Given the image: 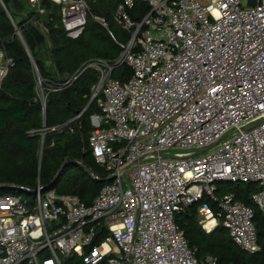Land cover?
Returning a JSON list of instances; mask_svg holds the SVG:
<instances>
[{
	"label": "built area",
	"instance_id": "1",
	"mask_svg": "<svg viewBox=\"0 0 264 264\" xmlns=\"http://www.w3.org/2000/svg\"><path fill=\"white\" fill-rule=\"evenodd\" d=\"M52 1L77 37L86 1ZM140 1L150 7L140 19L130 14L137 0L114 10L130 34L120 57L86 65L98 71L101 110L89 144L111 179L91 203L53 188L1 193L0 264H216L196 256L177 223L191 205L206 232L221 224L244 251L260 250L254 208L218 183H256L264 213V0ZM123 63L126 81L113 77ZM10 64L0 51V85Z\"/></svg>",
	"mask_w": 264,
	"mask_h": 264
},
{
	"label": "trees",
	"instance_id": "2",
	"mask_svg": "<svg viewBox=\"0 0 264 264\" xmlns=\"http://www.w3.org/2000/svg\"><path fill=\"white\" fill-rule=\"evenodd\" d=\"M85 1L86 25L72 37L62 23L60 4L41 0L44 12L35 10L25 15V0H0V51L11 62L0 85V184L30 192L47 186L66 163L52 188L91 203L108 173L96 163L89 144L94 128L91 116L101 110L97 107L99 98L88 105L98 71L86 65L95 59L117 60L122 52L119 42L126 43L130 34L113 19L122 0ZM149 10L147 3L137 0L130 14L140 19ZM98 18L105 19L108 28ZM132 73L123 63L114 69L113 77L126 81ZM74 75L77 78L70 85L60 87ZM39 84L46 94L44 104L37 94ZM257 189L256 183L218 185L219 193L234 192L254 208L260 250L255 254L244 251L221 224L206 232L196 217L197 205H191L177 216V223L197 257L211 256L216 264H264V213L251 199ZM8 192L14 191L0 187V194ZM66 264L82 262L68 258Z\"/></svg>",
	"mask_w": 264,
	"mask_h": 264
},
{
	"label": "water",
	"instance_id": "3",
	"mask_svg": "<svg viewBox=\"0 0 264 264\" xmlns=\"http://www.w3.org/2000/svg\"><path fill=\"white\" fill-rule=\"evenodd\" d=\"M252 1H253V3H252L253 5L256 4V3H255V0H252ZM248 3H249V2H248ZM244 4H247V1H246ZM94 99H95V97H93V98L90 100V102H89L88 105H90ZM258 123H259V121H256V122H254V123H251V124H249V125H246V126L242 127V130L250 129V128H252L254 125L258 124ZM228 137H229V136L224 137V138L221 139L219 142H221V141L227 139ZM219 142H217V143H219ZM208 148H210V147H207V148L203 149L202 151L207 150ZM202 151H199V153H201ZM162 156H163V157H172V156L167 155V154H162ZM80 164L85 168V170H86V171H87L92 177H95L94 174H93L89 169H87L82 163H80ZM65 166H66V163H65L64 165H62V167H61V169L59 170V172L55 175V177L53 178V180H52L47 186H45V187H39V186H38V187H36V189H34L33 191H30V192H37L38 189H39L40 191H46V190L51 189L52 186L54 185V183H55V182L58 180V178L60 177L62 171H63L64 168H65ZM109 179H111V177L107 176V177L104 178L103 180L106 181V180H109ZM5 186H6V187H10L14 192L19 191V190H23V189H21V188H19V187H17V186H9V185L0 184V187H5ZM23 191H25V190H23Z\"/></svg>",
	"mask_w": 264,
	"mask_h": 264
},
{
	"label": "rangeland",
	"instance_id": "4",
	"mask_svg": "<svg viewBox=\"0 0 264 264\" xmlns=\"http://www.w3.org/2000/svg\"><path fill=\"white\" fill-rule=\"evenodd\" d=\"M25 5H26V14L25 15H28V13H32L33 11H35V10H37V6L36 5H33V4H31L30 2H29V0H25ZM41 31L42 32H46V30H45V28L44 27H41ZM43 60L46 62V65L47 66H49V62L47 61V56L46 55H44L43 56ZM37 94H38V96H39V98H40V100L42 101V103L44 104L45 103V100H46V94H44V89H43V87H41L40 86V84H39V86L37 87ZM95 94H93L92 93V98L93 97H95L94 96ZM98 96V95H97ZM95 97V99H98V98H100V96H98V97ZM94 99V100H95ZM93 100V101H94ZM97 107L99 108V100H98V102H97ZM100 114V112H96V113H94L93 114V116L94 115H99ZM93 123V122H92ZM42 144H41V146H42V149H41V152H42V150H43V148H44V140L41 142ZM169 152L170 153H175L176 152V150L175 149H171V150H169ZM229 183H231V182H219L218 183V185H223V186H225V185H227V184H229ZM16 192H19V193H22L24 196H32L34 193H30V192H27V191H16Z\"/></svg>",
	"mask_w": 264,
	"mask_h": 264
},
{
	"label": "crops",
	"instance_id": "5",
	"mask_svg": "<svg viewBox=\"0 0 264 264\" xmlns=\"http://www.w3.org/2000/svg\"><path fill=\"white\" fill-rule=\"evenodd\" d=\"M117 24V23H116Z\"/></svg>",
	"mask_w": 264,
	"mask_h": 264
}]
</instances>
